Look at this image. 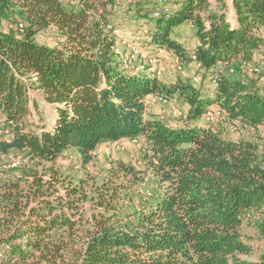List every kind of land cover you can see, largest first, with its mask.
<instances>
[{
    "label": "trees",
    "instance_id": "trees-1",
    "mask_svg": "<svg viewBox=\"0 0 264 264\" xmlns=\"http://www.w3.org/2000/svg\"><path fill=\"white\" fill-rule=\"evenodd\" d=\"M125 2L133 18L147 19L153 45L191 61L175 38L190 23L195 61L209 78L220 64L236 71H220L209 98L190 81L168 85L125 69L114 27L119 0H0V24H11L0 30V129L12 135L2 137L0 157L22 154L30 163L0 176V264H264V250L257 260L243 258L252 248L241 232L254 213L264 240V154L201 122L217 106L232 122L264 126V92L239 76L264 46V0H182L159 18L151 14L155 0ZM51 27L60 46L36 40ZM33 90L56 106L50 129L27 122ZM150 96L182 99L187 125L169 126L151 113ZM138 138L161 194L127 221L122 204L141 171L119 162L96 176L87 167L102 145ZM69 150L85 177L58 165Z\"/></svg>",
    "mask_w": 264,
    "mask_h": 264
},
{
    "label": "rangeland",
    "instance_id": "rangeland-1",
    "mask_svg": "<svg viewBox=\"0 0 264 264\" xmlns=\"http://www.w3.org/2000/svg\"><path fill=\"white\" fill-rule=\"evenodd\" d=\"M119 1L120 3L114 18V27L116 29L115 34L118 42L117 53L124 64L132 62L133 64L136 63L149 68L158 66V68L161 67V69L165 70L164 72L167 74L168 78L190 81L195 87L196 85L199 86L204 82H207L208 79L201 77L202 74L199 73V68L197 69L194 66L196 62V58H193L195 57L194 55L191 56V61H189L180 60L173 53L166 51L162 53L157 51L155 54H148L146 49L149 48L150 45L146 44L148 37L147 24H149L146 22L147 19L144 20L145 18H141V20H138L133 18V16L127 12V2H125V0ZM155 2L156 4L154 3L151 11L153 17L156 13H159L160 15L163 12L166 13V8L169 10L167 14H171L177 9L176 6H178L179 0H155ZM149 20L151 23L152 20ZM10 26V22L5 21L0 24V30L8 33L9 29H11ZM192 28L195 30L194 26H192ZM36 40L39 44L50 47L60 46L63 41L55 27L40 32L36 36ZM182 43L191 47L192 45H196L197 42L195 41L194 43L192 36L189 35V37L185 36V41ZM262 48L264 49V46H262ZM221 66L224 67V65ZM256 67L260 68L264 74V51L260 50L256 53L253 63L242 64L239 76L248 83H253L254 86L259 88L258 90L264 92V82L253 72ZM232 69L235 73V66L232 65L229 68L224 69L223 75H234V73H230V70ZM208 84V88H205L206 93L211 91L210 78ZM31 94L32 101L30 103V114L27 117V122L34 125V130L36 131L52 128L57 120L56 106L49 104L40 91L33 90ZM149 99L153 100V105L150 104L149 110L159 115L162 120L173 119L179 122L183 120L182 116L186 105L182 99L174 97L171 100H168L160 96H150ZM147 100L148 98L146 101ZM201 122L205 126L211 125L229 140L251 141L256 143L264 154V126L253 127L240 121L232 122L227 119L223 111L219 110V108L212 111V107ZM2 126L3 121L2 118H0V128H2ZM147 152V145L143 138H138L137 140H122L115 144L102 145L97 150V160L95 164L88 165L87 167L88 171L96 176H105L119 162L133 165L141 171L142 180L132 187L130 192L132 198L122 204V212L120 214L121 219L127 221L133 220L134 214L149 208L160 197L161 187L151 170L148 168L146 159ZM12 157L13 159L0 157L1 177L6 176L12 178L15 176L17 171L10 167L13 161H19L22 163L20 164L21 166L19 165L21 168L25 167L29 161V159L22 154H13ZM58 165L66 175L72 176L75 179L85 177L86 171L82 166L79 155L74 150L66 152L58 161ZM256 221L257 218L254 213H247L243 220V225L241 227L243 240L252 248L251 254L243 256L244 259L257 260L261 252L264 250V240L259 233ZM7 250L8 249L4 250L3 253Z\"/></svg>",
    "mask_w": 264,
    "mask_h": 264
},
{
    "label": "crops",
    "instance_id": "crops-1",
    "mask_svg": "<svg viewBox=\"0 0 264 264\" xmlns=\"http://www.w3.org/2000/svg\"><path fill=\"white\" fill-rule=\"evenodd\" d=\"M182 1V0H179V2ZM167 2V1H165ZM166 4H169V3H166ZM165 4V5H166ZM234 16V12L231 11V13L229 14V17H232ZM192 36L193 40H194V43L195 41L197 42L196 45H192L191 47L187 46V44H183L182 42L185 41V36H188L189 37ZM175 38L181 43L184 45V47L186 48L187 52H188V55L191 57L194 55V52L197 48V46L199 45V41L197 40L196 36H195V30L192 28L191 24L189 23H186V24H183L182 26H180L176 32H175ZM146 44L150 45L149 48L146 49L147 53L148 54H155L157 51H159L160 53L166 51V52H169L167 51L166 49H163V48H160V47H157L156 45H153L151 42H150V38L149 36L147 37V42ZM261 51H264L263 48L260 49ZM171 53V52H170ZM256 57V56H255ZM222 64H220V66L217 67V70L219 69L220 71L224 70V67H226L224 65L221 66ZM125 66V69H129L131 71H134V72H137V73H142V74H146V75H150V76H157L162 82H164L165 84H175L177 82V80H175L174 78L173 79H170L167 77V74H165V70L158 68V66H155L153 68H149L147 66H141L140 64H133L132 62H130L129 64H124ZM194 66L198 69L199 73L202 74L201 77H204V79H208L207 82H204L203 84L201 85H196L197 89L201 90L202 94L204 97H209V92L206 93L205 91V88H208L209 84V72L205 71L204 69L200 68V66L195 62ZM218 70V71H219ZM182 76V75H181ZM187 77H189L188 75H186ZM184 77V76H182ZM199 87V88H198ZM147 103V106H148V110L150 109L149 106L150 104L153 105V100H150L149 97H148V100L146 101ZM185 108V111H184V114H183V120L182 121H175L173 119H164L162 120V118H160V120H162L164 123H166L167 125L169 126H173V127H185L187 125V122L185 121V118H186V107ZM218 108L213 106L212 107V111L213 110H217ZM151 113H153L151 110H149ZM155 114V113H153Z\"/></svg>",
    "mask_w": 264,
    "mask_h": 264
},
{
    "label": "built area",
    "instance_id": "built-area-1",
    "mask_svg": "<svg viewBox=\"0 0 264 264\" xmlns=\"http://www.w3.org/2000/svg\"><path fill=\"white\" fill-rule=\"evenodd\" d=\"M166 13H162L161 15L159 13L155 14V18H159L161 17L163 14L169 15L168 13V8H166ZM165 11V10H164ZM137 51V50H136ZM138 53V51H137ZM195 58V57H193ZM253 72L260 77V80L264 82V74L262 73V70L258 67L254 68ZM220 71L216 70L213 71V73L211 74V91L209 92V98H214L219 90V86H220ZM230 73H234V70H230ZM2 137L4 140H9V138H12V135L9 133V131H3L0 130V141L2 140ZM20 164L19 161H13L10 165V167L15 168Z\"/></svg>",
    "mask_w": 264,
    "mask_h": 264
}]
</instances>
